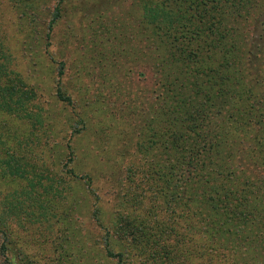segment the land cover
I'll return each mask as SVG.
<instances>
[{
	"label": "trees",
	"instance_id": "trees-1",
	"mask_svg": "<svg viewBox=\"0 0 264 264\" xmlns=\"http://www.w3.org/2000/svg\"><path fill=\"white\" fill-rule=\"evenodd\" d=\"M136 3L154 87L138 121L123 120L121 136L134 125L139 135L119 152L115 134L99 170L83 167L70 137L63 154L50 156L47 147L44 157L28 145L25 158L1 143L2 178L23 183L0 197V233L11 222L51 227L57 206L82 194L76 186L99 197L103 172L113 203L91 204L98 259L89 264H264V48L261 61L251 58L248 34L263 23L264 0ZM38 89L14 68L0 33V110L28 118L35 140L40 129L47 137L59 131L43 126ZM55 97L75 106L59 80ZM74 110L71 133L88 130L94 110Z\"/></svg>",
	"mask_w": 264,
	"mask_h": 264
},
{
	"label": "rangeland",
	"instance_id": "rangeland-1",
	"mask_svg": "<svg viewBox=\"0 0 264 264\" xmlns=\"http://www.w3.org/2000/svg\"><path fill=\"white\" fill-rule=\"evenodd\" d=\"M33 3L30 7L17 8L10 0H0V33L14 68L27 85L33 83L39 88L37 103L42 110L43 126L59 131L47 137L40 129L35 140L30 136L28 118L0 110V144L8 152H17L25 158L29 145L44 157L49 152L50 156L63 154L64 143L70 137L80 161L85 163L83 167L99 170L111 156L104 148L115 134L119 152L124 150L123 143L130 144L139 135L134 125L121 136L126 125L123 120L137 122L152 99L148 92L154 87L152 69L150 63L143 62L146 42L142 39L143 32L138 31L139 7L136 0H62L57 17L50 23L58 1L34 0ZM260 20L263 23L248 31L251 58L256 59L263 58L260 51L264 48V13ZM252 64L258 69L262 67L261 63ZM261 76L264 77V71ZM57 80L75 106L56 99ZM74 108L95 111L91 113L88 130L71 133L70 124L75 119L74 111L77 112ZM47 147L49 152L45 153ZM81 168L79 165L78 173ZM97 175L102 182L97 183L99 197L96 199L80 185L76 186L82 194H77L74 200L68 198L64 207H61L64 202L57 206L56 215L49 217L51 227L41 230L42 226L37 229L36 223H9L3 231L5 234L0 233V264H89L96 259V229L88 212L95 205L91 206L92 203L108 210L114 194L110 184L104 182L105 174ZM6 181L0 169L1 199L7 190L23 183ZM68 205L69 210L62 213ZM107 264H113V260Z\"/></svg>",
	"mask_w": 264,
	"mask_h": 264
}]
</instances>
